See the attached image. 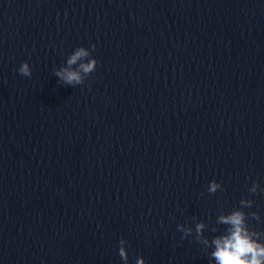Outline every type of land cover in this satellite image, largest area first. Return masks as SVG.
I'll use <instances>...</instances> for the list:
<instances>
[{
    "label": "water",
    "instance_id": "1",
    "mask_svg": "<svg viewBox=\"0 0 264 264\" xmlns=\"http://www.w3.org/2000/svg\"><path fill=\"white\" fill-rule=\"evenodd\" d=\"M237 209L264 241V0H0V264H212Z\"/></svg>",
    "mask_w": 264,
    "mask_h": 264
},
{
    "label": "clouds",
    "instance_id": "2",
    "mask_svg": "<svg viewBox=\"0 0 264 264\" xmlns=\"http://www.w3.org/2000/svg\"><path fill=\"white\" fill-rule=\"evenodd\" d=\"M93 47H96L93 45ZM89 52L83 48H78L68 59L67 64L73 65L82 58L88 57ZM98 61L90 59L86 63L80 64V69L84 73L94 71L97 67ZM18 71L22 75H30L31 67L27 61L23 62ZM56 75L67 84L79 83L82 80L79 71L70 70L65 68L58 71ZM221 185L217 180L210 181L209 191L214 192L219 190ZM252 191L256 190L254 186ZM241 204L251 205L252 201H241ZM219 222L228 225L225 232L221 235L214 237L211 241L205 240V244H211L213 251L211 256L214 258L212 264H264V241H261L258 234L250 230L246 222V214L240 209L222 215L219 217ZM182 227V226H181ZM204 224L198 223L196 225L197 233L203 232ZM192 229H187L191 232ZM126 241L120 239L119 241V255L124 261L128 262V252ZM136 264H144L143 257L136 258Z\"/></svg>",
    "mask_w": 264,
    "mask_h": 264
}]
</instances>
